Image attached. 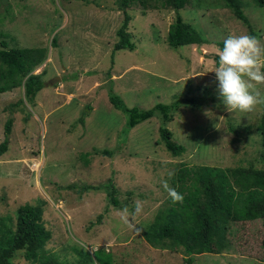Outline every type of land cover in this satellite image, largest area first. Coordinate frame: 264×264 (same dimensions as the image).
<instances>
[{"label":"rangeland","instance_id":"rangeland-1","mask_svg":"<svg viewBox=\"0 0 264 264\" xmlns=\"http://www.w3.org/2000/svg\"><path fill=\"white\" fill-rule=\"evenodd\" d=\"M241 2L252 28L222 0H190L179 13L207 42L175 48L167 38L177 10L162 0H133L127 10L136 48L114 52L125 17L119 0H0V42L48 48L46 60L34 70L44 71L47 82L35 103L14 106L24 99L22 87L0 93V143L6 121L14 118L9 150L0 156V219L15 220L20 205L40 204L52 233L47 249L70 261L78 258L73 248L79 245L92 254L108 253L103 255L111 264H264L261 220L233 223L232 247L223 253L189 256L146 239L148 226L168 204L162 180L173 187L170 178L181 162L263 166L258 124L264 102L248 112L228 111L213 71L230 33L252 34L264 47V6ZM111 84L129 107L149 109L179 100L166 125L186 152L174 156L166 149L160 114L127 131L126 114L110 101ZM256 87L264 96V84ZM95 148L114 154L95 153ZM83 152L91 153L89 163ZM109 179L118 188L120 207L104 188L81 191ZM136 201L142 212L129 227L120 215L125 208L134 211ZM15 264L33 263L19 254Z\"/></svg>","mask_w":264,"mask_h":264},{"label":"trees","instance_id":"trees-1","mask_svg":"<svg viewBox=\"0 0 264 264\" xmlns=\"http://www.w3.org/2000/svg\"><path fill=\"white\" fill-rule=\"evenodd\" d=\"M119 1L125 17L117 30L119 38L114 44V52L136 48L129 30L132 16L127 10L133 0ZM145 1L142 0L143 3ZM222 1L225 6L232 9L237 18L251 27L241 0ZM255 1L258 5L264 6V0ZM189 2L190 0H162L164 5L177 10L176 20L170 25L167 38L172 47L202 45L207 42L204 35L179 13ZM198 2L202 3L203 0ZM51 43L57 44V37L54 36ZM0 44V93L22 87L24 99L14 103V106L24 103L25 100L35 103L38 93L47 82L44 79V71L34 73V70L46 60L48 48L9 47L6 40H1ZM218 59L219 56L217 64ZM109 98L116 109L126 114L127 131L155 114H160L163 119L160 136L166 149L174 156H181L186 152V146L174 139L173 131L166 125L167 121L174 119V111L179 107V100L171 104L158 103L149 109L129 107L114 91L112 84ZM86 114L87 110H84L81 122H84ZM13 122V116L6 121V137L0 143V156L9 150L8 135L12 132ZM258 131L262 137V167L254 165L220 167L181 162L177 174L173 175L170 181L173 187L183 194V200L174 203L169 197L168 204L159 209L146 231V239L153 246L180 250L189 256L206 252L223 253L232 247L233 223L244 224L256 220L264 223V106ZM94 151L109 156L114 154L113 150L108 148H95ZM90 154V152L82 154L87 163ZM83 187L82 192L104 188L110 202L116 207L121 206L117 196L118 188L112 179L103 184H87ZM43 212L40 204L25 203L17 208L15 220L13 217L0 219V264H15L19 254H23L33 264H111L108 260L110 257L103 255L108 253L101 249L92 254L84 246L76 245L73 249L77 252L78 258L73 261L47 249L52 233L44 224ZM262 246L264 248V238ZM188 260L191 262L192 258Z\"/></svg>","mask_w":264,"mask_h":264},{"label":"clouds","instance_id":"clouds-1","mask_svg":"<svg viewBox=\"0 0 264 264\" xmlns=\"http://www.w3.org/2000/svg\"><path fill=\"white\" fill-rule=\"evenodd\" d=\"M218 64L214 68L218 81L220 102L230 111L248 112L255 105L264 102V96L256 87L264 84V47L257 37L248 33H230L223 40V47L218 52ZM169 177L173 175L170 171ZM164 189L175 203L183 200V194L170 186L168 180H162ZM142 212L140 201L135 202V209L129 212L125 208L120 221L134 227L135 217ZM139 231V228L136 229Z\"/></svg>","mask_w":264,"mask_h":264}]
</instances>
